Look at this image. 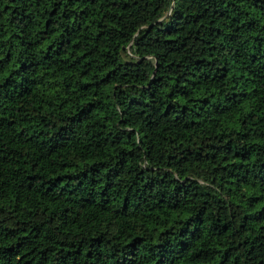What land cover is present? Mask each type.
I'll list each match as a JSON object with an SVG mask.
<instances>
[{
    "label": "trees",
    "instance_id": "16d2710c",
    "mask_svg": "<svg viewBox=\"0 0 264 264\" xmlns=\"http://www.w3.org/2000/svg\"><path fill=\"white\" fill-rule=\"evenodd\" d=\"M0 264H264V0H0Z\"/></svg>",
    "mask_w": 264,
    "mask_h": 264
}]
</instances>
